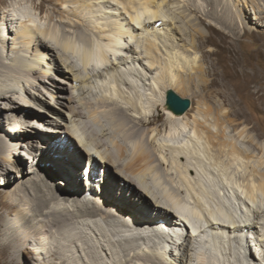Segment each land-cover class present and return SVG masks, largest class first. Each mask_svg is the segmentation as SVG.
Returning <instances> with one entry per match:
<instances>
[{"label": "bare ground", "instance_id": "bare-ground-1", "mask_svg": "<svg viewBox=\"0 0 264 264\" xmlns=\"http://www.w3.org/2000/svg\"><path fill=\"white\" fill-rule=\"evenodd\" d=\"M52 1L59 6L58 11L63 15L61 19L66 23L65 28L52 22L44 24L43 17H36L37 12L32 13L33 9H25L22 13L5 10L0 18V131L5 122L12 125L24 121L23 125L18 122L11 128L8 126L7 133L0 135V173L10 176L9 172L14 170V167L8 166L7 161L17 168L18 164L23 165L24 149L21 147L29 144L31 149L46 146L42 151L45 155L41 152V156L37 157L35 155L38 153H34L35 157L32 156L30 160L32 164L47 159L46 162L52 164L48 169L53 173L54 164H58L59 169L55 174L62 176L59 182L70 187L75 183L70 180L73 170H80L84 165L86 167L90 162H96L99 167L97 169H104L99 179L105 188L102 197L97 188L100 182L93 178L95 183L85 186L86 190L82 192L84 199L79 205L70 193L73 191L62 188L48 175L39 173V178L35 170H27L26 174H35L29 175L31 183L25 182L19 188L10 190L9 194L8 191L4 194L9 202L16 196L12 207L6 204L5 210L1 211L7 215L12 213L13 208L17 209V214L10 220L13 222L10 230L14 238L32 242V233H35L42 247L39 253L48 254L53 250L52 254H68L70 250L65 247L72 244H76L79 249L89 248L92 258L91 261L88 259V264H264V236L258 233L259 223L264 230V172L260 169L264 165V155L258 156L256 164L252 159L253 154L228 135L227 125L230 123L234 126L238 137L262 149L264 144L252 136L246 126L240 128V124L229 119L230 113L223 109L221 118L215 104L208 100L207 93L214 87L218 90L222 82L217 76L215 63L206 69L201 62H196L197 54L194 51L207 41L204 31L195 26L194 30L200 34V38L192 33L190 41L183 42L179 47L165 42L163 38L168 35L175 42L178 32L187 33L186 27L177 25L174 18L164 12L163 3L168 5V0ZM71 3L75 5L71 6ZM196 3L189 4V7L194 6V10L198 8L200 11ZM20 4L24 6L22 2ZM40 7V4L33 6L34 10ZM65 12L76 18L64 16ZM203 14L207 15V12ZM205 15H197L200 22L206 19ZM49 17L53 19L54 16ZM161 20L162 24L158 26ZM84 22L94 26L95 30L92 31L95 34L89 31L90 35L82 30V36H78L67 28L70 25L80 28ZM187 22L191 24L190 19ZM8 23L11 29L6 30ZM246 27L250 31L258 30L249 21ZM12 33L15 36L12 37ZM10 39H13L11 48ZM182 39L184 37L181 36ZM54 50L60 51L58 57L70 68L67 71L74 72L72 78L76 85L80 82V73L77 75L74 71L78 61L88 73L87 81L91 79L93 86L103 91L98 104L87 102L83 97L87 106L83 104L94 121L100 120L101 113L112 118L115 113L128 117L127 108L134 111L133 116H129L134 128L127 129L125 124L118 122L119 127L123 125L126 129L121 131L128 143L110 137L109 142L114 146V151L110 146H105L102 151L98 148L100 143L91 136L84 137L75 119L71 117L72 125L65 126L61 122L62 126L57 128L40 126L41 122L53 123L48 117L53 108L38 92L40 89L44 92L45 89L37 82L43 79L55 86L41 77L50 76L54 66L59 69L61 67L52 53ZM205 55L204 59L209 61L210 52ZM188 68L198 69V74L206 72L207 75H213L212 78L202 77L201 84H196L195 90H192L198 96L207 97L205 106H199L193 120L187 118V114L177 115L169 110L164 96L169 88L182 89L195 84L182 76V72L189 71ZM74 87L77 91L80 89ZM18 88L26 95L21 94ZM120 98L124 103L119 102ZM158 105L166 110V121L170 126L164 134L160 126L142 129L155 123L160 114L152 115L150 112ZM72 109L78 114L77 108ZM43 130L47 132L42 134ZM66 136L69 139L63 147ZM41 138L42 143L37 144L36 141ZM71 138L77 143L73 150L72 143L69 144ZM50 140L53 142L51 146L48 145ZM106 144L102 143L101 147ZM52 151L61 156L54 158L51 156ZM86 154L87 160L77 159L79 156L84 158ZM10 155L15 158L12 159ZM157 162L161 163L160 166ZM108 164L112 166L113 173ZM121 167L126 173L121 171ZM243 170H247L248 174L240 179L236 174ZM77 177L76 193L84 190V185L77 181ZM94 177H98V174ZM120 177L126 180V184L117 189L115 183L121 181L118 180ZM213 186L223 190L217 192ZM21 191L26 196L21 195ZM12 193L14 195L11 197ZM108 198L114 203L106 202ZM88 199L94 201H91L94 208H84ZM66 202H74V208L68 207ZM37 216H43L39 220L42 227H27L26 224L36 220ZM82 217L89 221V225H96L93 226L94 233L105 241L99 238L97 242L94 237L85 238L84 230L73 225ZM160 219H164V225ZM103 224L106 230L110 228L111 236L105 232ZM25 226L27 232L23 235L18 230ZM64 228L65 232L62 231ZM135 228L138 230L132 232L133 235L130 231ZM152 230L161 233L157 236L165 235L160 239L156 236L159 240L153 246L152 239H149ZM59 231L63 232L67 246L56 244L57 248L53 249L48 246V242ZM80 237H83V243ZM192 240L197 244L195 257L189 245ZM102 243L103 246L100 245ZM8 244L18 249L16 243L9 241ZM253 247L255 252L251 249ZM101 248L106 252L105 257L99 254ZM61 258V264H69ZM74 260L78 264V259Z\"/></svg>", "mask_w": 264, "mask_h": 264}, {"label": "rangeland", "instance_id": "rangeland-1", "mask_svg": "<svg viewBox=\"0 0 264 264\" xmlns=\"http://www.w3.org/2000/svg\"><path fill=\"white\" fill-rule=\"evenodd\" d=\"M173 1H174V3H173ZM21 2L24 5L23 7L20 4ZM168 2H169L168 5L166 3H163L164 4L163 5L164 12L167 13L166 15H169V17L174 18L175 23L177 25H179L183 28L186 27L187 33L183 32V31L178 32L176 35V38L174 39L175 42H173L172 36H169V35L167 37H164L163 40L164 41L166 40L165 42H169V44L172 43V44H175L179 47V45L182 44L183 42L188 43L190 41L191 35L193 36V34L195 35L196 38H200V34L194 30L195 26H198L199 28H201L204 31V38L205 39L207 38L206 43H204V44L202 43V46L197 48L196 51L193 50L194 53L196 52V54H197L196 62L198 61V64L201 62V64L206 69H209L212 66V64L215 63L216 71L218 72L217 76L219 77V79L222 82V85L219 86L218 90L214 87L210 90V92L207 93L208 94L207 95L208 100H210V102L212 101L211 103L215 104V105L214 104L213 105L216 106L217 112H219L218 114L220 115L221 118H222L221 114H222L223 110L227 111V113H230L229 119H232L237 124H240V128H243L244 126H246L249 133L252 136H256L258 141L261 144H264V0H223V1L222 0H168ZM221 2H222V4H221ZM191 3L192 4L196 3L200 7L201 10L199 11L198 8H197V10H194V8H193L194 6L192 8L189 7L190 6L189 4H191ZM216 3H218V5H215ZM35 4H38V5L40 4L42 7L35 8V10H34L33 6ZM74 5L75 4L71 3V6H74ZM25 9L30 10V11H32V9H33L32 13L37 12V13H35L36 17H43L44 24H49L52 22L55 25L57 24L61 28H65L66 23L62 21L61 16H63V15H61L60 12L58 11L59 6L57 4H55V1H52V0H0V13H1L0 18L2 17V14L5 10H7V12H10V13H22V11ZM68 9H69V7H68ZM261 9H263V11H261ZM256 11H257V14L255 13ZM203 12H205V13L207 12V15L203 14ZM49 15H53L54 16L53 19H51L49 17ZM197 15H205L206 19H204L203 22H200V20L197 18ZM257 15L260 17H256ZM64 16H68L70 19L76 18L73 14L68 13V12H65ZM112 19H113V17H112ZM188 19L191 20L192 27H191V24H189L187 22ZM248 21L250 23H252L254 26H256L258 30L250 31L247 29V27L245 28V25L247 26ZM161 24H162V20L157 25L160 26ZM80 25H81L80 28L72 26V25L68 26L67 28L68 29L70 28V31L72 33L78 35V36H82V30H84L88 33L92 32L93 34H95L92 31V30H95V29H93L94 26L88 25L86 22L81 23ZM6 26H7L6 30L9 28L11 29L10 24L6 25ZM8 26H10V27H8ZM90 35H91V33H90ZM13 36H15V33H12V37ZM181 36L184 37V39L180 40ZM168 37H169V40H168ZM12 40L13 39H10V48L12 45ZM134 44H136L135 41H134ZM139 47H141V46H139ZM164 49H165V47H164ZM58 52H60V51L54 50V52H52V53H54L53 55L56 58V60H58V63L60 62V66H61L60 69L57 68L56 66H54L52 68V70H50L52 72V74H50V76L49 75L48 76H44V75L41 76L42 78H46L50 82L54 83L55 86H52L51 84L44 81L43 79L42 80L40 79V81L38 80L39 82H37L38 84H40V86H42V88L45 89L44 92H42L41 89H40V91L38 90V92L40 93L41 96H43V98L46 101H48V105L50 102L49 106L53 108V112H50V115H48V117L51 119V121L53 123L47 124L45 122H41L40 126H42L43 128H46V127L57 128L58 126H62V125H60L61 122H63L65 124V126H68V124L72 125V123H70L71 122L70 117H71L72 120L75 119L74 122L77 123V126L79 127V129L85 135L84 137L91 136L92 139L94 138L100 143V145L98 146L99 149H102V151H103L105 146H110L111 150L114 151V146L111 145V143L109 142V139H110V137H115L121 143L127 142L124 139V133L121 131V129H124V130H126V129L124 128L123 125H120V127H119L118 122L125 124V127L127 129H130L131 127L134 128L135 125H132L133 122H131V119L129 118L130 115L133 116L132 114L134 113V111L127 108V112L129 114L128 117H124L120 113H115V116L112 117L113 119L109 116L106 117L104 114L101 113L99 115L100 120L98 122L94 121L93 118L89 117L88 109L86 107L87 105H86V103H84V100H86L87 102H93L94 104H98V101L100 100V97L103 94V91L100 90L99 88H97L96 86L94 87L93 86L94 83L91 82V79L90 80L88 79V81H87L86 77L88 76V73L84 69H82V67L78 61L77 62L75 61L76 62V68L78 70L76 69L74 71L77 75L80 73L79 74L80 79H78V82L80 81L83 84H81L79 82L76 85V83L73 82V78H72V75H73L72 73H74V72L70 71V73H71L70 74L69 71H67L70 68H68V66L65 65V63L59 59V57H58L59 53ZM206 52H210V55H208L209 61H206L204 59V56H206L205 55ZM194 53H192V55ZM24 63L25 62H23V65H24ZM78 66L80 68H78ZM188 70L189 71L182 72L183 73L182 76L186 80H188L192 83L194 82L195 84L191 87H188V88H182V89L181 88H178V89L173 88V89L176 92H178L181 96L184 95L183 97H189L192 100V106L188 109V111L185 114H187V118L189 117L190 120H193V117L199 111L198 110L199 106L202 104H203L202 106H205V103L207 102V100H206L207 97L198 96L192 90H195L196 84H201L202 77L205 76V77L212 78L213 75L210 73L207 75L206 72H203L202 74H200V73L198 74V71H197L198 69H196V68L195 69L188 68ZM213 73H215V70L213 71ZM84 75H85V77H84ZM192 77H193V81H191ZM83 78H86V79H83ZM84 81H85V83H84ZM74 86H77V88H80V89L77 91V89ZM73 87H74V89H73ZM18 89H19L21 94L26 95V93H24L22 89H20V88H18ZM219 90H222L223 92H220ZM83 92H85V93L83 94ZM165 93H166V91H165ZM165 95L166 94H164V96ZM57 100L59 102H57ZM71 100H73V101H71ZM119 102H123V100L120 98ZM53 103H55V104H53ZM46 104H47V102H46ZM72 108H75V109L77 108V110H79L78 114H76ZM200 108H202V107H200ZM109 109H110V107L108 108V110ZM164 110L162 109L161 105L154 107V109L150 112V114L153 115V114L159 113L160 115L157 116L154 124L149 125V126H144V127H142V129H151V128L153 129L154 127L160 126V128H162L161 129L162 134L165 133L164 131L166 129H170V126L167 125V121H166V118H167V114L165 113L166 110L165 111ZM79 113H81V114H79ZM69 115H72V116H69ZM30 121H32V120H30ZM18 122H14V124H12V125L7 124L6 122L4 125V122H3L4 128L2 129V131H0V135L2 133L6 134L8 131L7 127L9 126L11 128V127L15 126V124H17ZM19 123L21 125H23L24 121L20 120ZM64 128L67 129V127H64ZM102 130H104V131H102ZM46 132H47L46 130H43L42 134H45ZM101 132H102V135H101ZM227 132L231 138H233V139L235 138L234 140H238L237 142L240 144L241 147H243V148L245 147V149L248 152L253 154L252 159H253V161H256V164H257V160L259 159L258 156L261 157L264 155V149H262L261 146L258 147L256 145L252 144L250 141H246L243 138L238 137L239 134L237 133V131L234 130V126H232L230 123L227 125ZM91 133H93V134H91ZM103 133H106V134H103ZM65 138L67 140L69 139L68 136H66ZM2 139H3V137H2ZM41 140H43V139L41 138L40 141H36V143L37 144H40V142L42 143ZM67 140L64 141V144H66ZM105 142H107L108 145L106 144V145L101 147V144L105 143ZM58 143L61 144V142H58ZM70 143H72L71 144V150H73L77 143H75L74 138L70 139L69 144ZM52 144H53V142H51V140H50L48 145L51 146ZM149 146L152 147L151 145H149ZM45 147H42V148L35 147V148L31 149L30 144H29V146L26 145V147H24V148L21 147L22 149H24V150H22L24 152L22 154V162H23L24 166L21 164L20 165L18 164V168H17L15 166H13L10 163V161H7L8 166L14 167V170H11L9 172L10 176H7L6 174L0 173V264H61V261L63 260L61 258V256L69 264H75L74 258L78 259L77 260L78 264H83L86 262L89 263L91 261L92 256L90 255L89 248H87L85 250L83 248L79 249V248H77L76 244H72V245L67 246V243L65 241L66 238L63 239V236H62L63 232H65V230H66L65 228H64V230L62 229L63 232L59 231V233L56 234L57 236H51V239L48 242V246L49 247L52 246L53 249L57 248L56 244L67 246L65 248L67 250H70L68 252L66 250V252L68 254H64V253H57L56 254V252L54 254H52L54 252L53 250L51 252H49L48 254L47 253H39L41 251L42 247H41V244L39 243V241H37L38 239L36 240V234L35 233H32V235L34 236L32 242L31 241L30 242H24L23 240L15 239L14 235H12L11 230H10V226H12L13 222H11L10 220H11V217L13 218L17 214V209L13 208L12 213L7 214V215H5L3 212H1V211L5 210L6 204L11 205V207H12L13 202L16 201V196L12 193L10 195L11 197L14 195L11 198L12 203H11V201L9 202V200L4 196V194H6L7 191L9 194L13 190V188H15V187L19 188L25 182L31 183V181H30L31 179H30L29 175L32 176L35 174H33L31 172H28V174H26L27 170H35L36 176L39 178H40V174L42 175V173L45 175H48V177L52 178V180L55 183H57L58 185H60L62 188L66 187V188H68V191H73L70 193L73 194L74 201L77 202L79 205H80L79 202L83 201L82 199H84V195L82 194V192H84L86 190L85 186H87L88 184H90L92 182L95 183L93 178H91V182H89L87 178L84 179V177H86L87 175L90 176V174H88L87 171H84L85 169L83 170L85 165L80 170H78V169H75V171L73 170V175L70 177V180L75 182V183L73 186H70L71 187L70 188L69 186H66L65 183H63L61 181L59 182V180H60L59 177H62V176H57L55 174V172L57 173V171L59 169L58 164H54L53 170L55 172L53 173L48 169L51 167L52 164H51V162H46L47 159H44L39 164H36V163L32 164V161H30L32 159V156H34V153H38L35 156L40 157L41 152L45 149ZM43 154L45 155L46 153L44 152ZM51 156H53L54 158H58L61 155L55 154L54 151H52ZM62 156H63V154H62ZM10 157L12 159L15 158L14 156H11V155H10ZM81 158H82V160L83 159L87 160V154L84 155V158L79 156L77 159L81 160ZM66 159H68V158H66ZM69 162H72V160ZM157 163H158V165L161 164L160 162H157ZM110 165H112V164H110ZM108 166H109V164H108ZM19 167H23V169H19ZM109 167H111L110 172L112 171L111 173H113L112 166H109ZM97 168H99V167H96V170L99 172V169H97ZM102 169L103 168H100V171ZM161 169L164 170V168H161ZM260 169L264 172V165L262 167H260ZM165 170H167V169H165ZM121 171L122 172L124 171L123 173H126L123 168L121 169ZM165 174H167V173H165ZM247 174H248L247 170H245V171L243 170L241 172H237L236 175L238 178L243 179ZM77 175H78L77 181H80L84 185V190H82L80 192L78 191L76 193L77 186H75V185H77L76 184V176ZM101 175L103 176V174H101ZM104 177H105V175H104ZM94 178L98 179V177H94ZM85 180H87V182ZM118 180H121V181L117 182L118 184L115 183L116 184L115 186L117 187V189H118V187H121V186L124 187V185L126 184L125 183L126 180L123 177H120V179H118ZM67 182H68V179H67ZM130 183H131V181H130ZM101 184L100 183L97 184V188L101 191L100 195H102V197H103V191H104L105 185H101ZM131 186L133 189L134 185L132 184ZM218 188H219L218 186H213V189H215V190L217 189L218 190L217 192H220L221 189L220 188L218 189ZM117 189H116V191H117ZM222 190H223V188H222ZM124 192L128 195L131 194L129 191H124ZM223 192H224L223 194H225V190ZM227 192L228 191H226V193ZM20 194L23 196H26V194L22 191L20 192ZM89 201H90V199L87 200L88 204H86V206L83 205L84 208L85 207L86 208H94L95 207V205H93V203H92L94 201L93 200H91L92 202L91 201L89 202ZM106 202L114 203V201H112L111 198H108V201L106 200ZM66 204H68V207H70L72 209L75 206L74 202L73 203L66 202ZM117 204L118 203H116V206H117ZM156 207H158V206H156ZM13 212H15V214L12 216ZM31 213L33 214V211ZM172 216L174 219L173 214H172ZM42 217L43 216H37L36 220L31 222L30 224H26V226L27 227H28V225H32V227L40 226L41 222L39 220H41ZM80 219L78 221H76L75 223H73V225H75V227H77L79 229L84 230L85 235H86L85 238L89 237L90 239H92V237H94L97 242L100 239H102V238H100L99 235H97L93 231V226L96 227V225H94V224L92 226L89 225V223H88L89 221L85 220L84 217H82ZM255 220H257V219H255ZM261 220L263 221L262 216H261ZM101 221H100V223H101ZM159 221L162 222V224H163L164 219H160ZM26 226L25 227H19L18 232H20L24 235L27 232V230L25 229ZM100 226H101V224H100ZM259 226H258V233L260 234L261 237H263L264 236V230H262L263 225H260V223H259ZM41 227H42V225H41ZM102 227L106 228V226L104 224ZM105 228H104L105 232L107 231V233H109V236H111L110 235V228H107V230ZM137 230L138 229H136V228L132 229L130 231V233L133 234ZM5 231H7L8 233L5 234ZM152 232L153 233H150V234L146 233V234H149L151 236V238H149V239H152L151 245L153 246V244L158 243V240L163 235L157 236V235H161V233L159 231H152ZM186 232H187V230H186ZM152 235H154V236H152ZM156 236L159 237V239L156 238ZM75 237L77 238L78 235H75ZM80 238H82L81 243H83V237H80ZM9 241L16 243V245L18 246V249L13 248L11 245H9L8 244ZM103 241H105V240H103ZM192 241L190 242L191 244H189V245H190V247L193 248L192 253L194 256L196 254L195 253V251H196L195 247L197 244H196V242L194 243L195 239L193 242ZM69 243H71V242H69ZM100 245L103 246L104 244L102 243ZM148 246H149V244H148ZM251 249L253 252H255L254 247ZM86 251H88V252H86ZM99 254L101 257L106 256V252L103 248H101L99 250ZM72 256H74V257H72ZM89 258H90V261L88 260ZM70 259H71V261H70ZM160 262H162V260ZM88 263H86V264H88Z\"/></svg>", "mask_w": 264, "mask_h": 264}, {"label": "water", "instance_id": "water-1", "mask_svg": "<svg viewBox=\"0 0 264 264\" xmlns=\"http://www.w3.org/2000/svg\"><path fill=\"white\" fill-rule=\"evenodd\" d=\"M165 105L173 113L177 115L185 114L192 106V100L189 97H183L174 89L166 90Z\"/></svg>", "mask_w": 264, "mask_h": 264}, {"label": "clouds", "instance_id": "clouds-1", "mask_svg": "<svg viewBox=\"0 0 264 264\" xmlns=\"http://www.w3.org/2000/svg\"><path fill=\"white\" fill-rule=\"evenodd\" d=\"M65 140H67V139L65 138ZM65 140H64V141H65ZM65 145H66V144H63V147H64ZM91 163H94V165H92ZM96 167H98V163H96V162H90V164H88V166L85 167V170L89 168L90 171L93 170L95 173H94V172H93V173H90V171H89L88 174H90V176H88V177H84V176H83V177H84V179L87 178L88 181L91 182V178H94V175H97V174H98V179H95V178H94V179H95L96 181H99L100 184H101L102 182L100 181L101 179H99V178L101 177V174H103V171H104V170L102 169L101 171L99 170V172H98V171L96 170ZM96 172H98V173H96ZM85 181L87 182V180H85ZM152 231H154V230H152Z\"/></svg>", "mask_w": 264, "mask_h": 264}]
</instances>
